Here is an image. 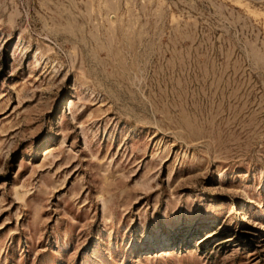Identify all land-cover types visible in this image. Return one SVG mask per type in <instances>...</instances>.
<instances>
[{
    "label": "rangeland",
    "instance_id": "rangeland-1",
    "mask_svg": "<svg viewBox=\"0 0 264 264\" xmlns=\"http://www.w3.org/2000/svg\"><path fill=\"white\" fill-rule=\"evenodd\" d=\"M0 264H264V0H0Z\"/></svg>",
    "mask_w": 264,
    "mask_h": 264
}]
</instances>
